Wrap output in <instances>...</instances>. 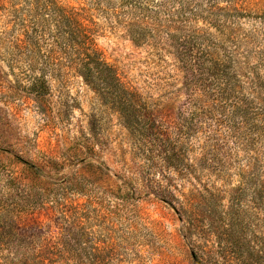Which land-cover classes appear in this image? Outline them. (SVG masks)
<instances>
[{
  "label": "rangeland",
  "instance_id": "obj_1",
  "mask_svg": "<svg viewBox=\"0 0 264 264\" xmlns=\"http://www.w3.org/2000/svg\"><path fill=\"white\" fill-rule=\"evenodd\" d=\"M60 1L92 13L133 123L79 76H47L37 98L0 47V198L23 201L6 188L22 159L67 209L22 215L35 246L79 223L80 264H264V0ZM29 247L0 243V264ZM62 255L46 263H76Z\"/></svg>",
  "mask_w": 264,
  "mask_h": 264
},
{
  "label": "trees",
  "instance_id": "obj_2",
  "mask_svg": "<svg viewBox=\"0 0 264 264\" xmlns=\"http://www.w3.org/2000/svg\"><path fill=\"white\" fill-rule=\"evenodd\" d=\"M92 16L88 8L67 5L60 0H0L3 27L0 32L5 37L0 47L6 49L7 56L23 65L21 73L27 78L25 84L37 98L49 89L47 76H79L102 103L110 104L119 113L123 123L132 124L134 94L97 49L94 42L97 22ZM168 153L170 150L165 148L164 160L169 159L171 163L172 154ZM20 160L26 175L20 180L10 176L6 188L13 192L14 188L18 189L23 201L7 204L9 197L0 198V243L19 247L22 244L29 247L31 243V248H24L22 252L18 248L9 251L21 264H50L46 262L54 260L57 253H63L65 260L76 261L71 264H80L88 238L83 227L77 228L79 223L75 225L73 236L66 234L71 229L66 225L63 228L66 232L59 233L60 237L52 241L49 248L36 247V232L21 227L23 214L45 210L55 211L64 218L67 209L50 199V192L60 184L54 185L46 179L42 167ZM73 212L76 213V209ZM93 244L92 252L99 249ZM58 246L61 249H57Z\"/></svg>",
  "mask_w": 264,
  "mask_h": 264
}]
</instances>
